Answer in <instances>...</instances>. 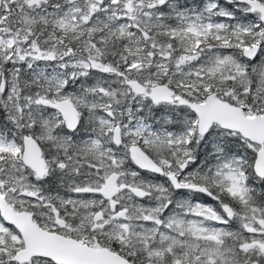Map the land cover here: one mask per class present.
Wrapping results in <instances>:
<instances>
[{"label": "snow or ice", "instance_id": "obj_1", "mask_svg": "<svg viewBox=\"0 0 264 264\" xmlns=\"http://www.w3.org/2000/svg\"><path fill=\"white\" fill-rule=\"evenodd\" d=\"M0 264H264V0H0Z\"/></svg>", "mask_w": 264, "mask_h": 264}]
</instances>
